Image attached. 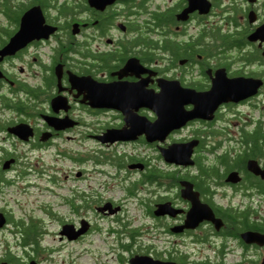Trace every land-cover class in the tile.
Segmentation results:
<instances>
[{
	"label": "flooded vegetation",
	"instance_id": "flooded-vegetation-1",
	"mask_svg": "<svg viewBox=\"0 0 264 264\" xmlns=\"http://www.w3.org/2000/svg\"><path fill=\"white\" fill-rule=\"evenodd\" d=\"M203 1H22L54 29L0 51V262L40 264L44 214L119 264H264V0Z\"/></svg>",
	"mask_w": 264,
	"mask_h": 264
},
{
	"label": "rangeland",
	"instance_id": "rangeland-1",
	"mask_svg": "<svg viewBox=\"0 0 264 264\" xmlns=\"http://www.w3.org/2000/svg\"><path fill=\"white\" fill-rule=\"evenodd\" d=\"M0 23L6 24L7 27L10 26V23L9 21H7L6 16L2 13H0ZM252 114L254 115V117L252 118L259 116L264 120V112H261V110L260 112L255 111ZM221 123L222 122L219 121V124ZM239 128V124L233 125L231 127V129L235 130L234 133H237V129ZM231 133H233V131ZM121 195L123 196V194ZM49 198H52L50 194L43 195L44 201L49 200ZM128 205L130 207L128 208L129 214L133 216V218L135 216L138 217L135 224L141 223L144 220V217L141 216L142 212L140 210H137L132 203L128 202ZM43 217L47 220L46 225L50 227L48 229H51V232L45 235L44 241L47 242V244L51 247L44 249L42 248L40 252V264H119L117 254L121 251L122 248L118 243V232H115V235H109L105 231H101L98 233L94 232L89 236L90 240L86 243L71 245L66 241L60 240L58 234L54 233L56 226L54 224H51L50 217L44 214ZM92 219L94 222H100L101 227L103 228L108 227L110 224V221L104 218H96L95 216H92ZM0 235H2V233H0ZM7 236H9V233H7ZM123 252H125V256L128 255L127 251L124 250Z\"/></svg>",
	"mask_w": 264,
	"mask_h": 264
},
{
	"label": "water",
	"instance_id": "water-1",
	"mask_svg": "<svg viewBox=\"0 0 264 264\" xmlns=\"http://www.w3.org/2000/svg\"><path fill=\"white\" fill-rule=\"evenodd\" d=\"M203 10H208L210 4L207 0L203 1ZM44 13L42 10V7L39 4L32 5L28 9L25 10V12L21 16L20 24L18 29L11 35L9 38V41L6 43V45L0 49L3 53H9L14 52L15 50L19 49L24 43L31 40L34 37H41L42 35H47L50 31H52L54 28H48L44 24ZM47 31H46V30ZM260 31L264 30V25L262 28L259 29ZM258 30V31H259ZM259 31V32H260ZM208 96V97H207ZM204 95L202 101H199V105L205 106V100L209 99L211 100L214 95L211 94V90L209 91L208 95ZM202 103V104H201ZM168 107V106H167ZM199 107V106H198ZM210 110H213L216 106H211ZM200 111V110H199ZM198 109L193 112V114L190 117H194L195 115L200 114ZM171 112V111H170ZM183 121H175L171 120V123H177L180 124ZM121 138H126V136H121ZM177 148V147H176ZM180 151V150H179ZM173 151H170L172 153ZM190 154V151H188V155ZM169 158V157H168ZM171 160V158H169ZM264 175V169L261 171ZM193 212V211H192ZM150 257H147L145 255H134L130 258V264H165L163 262H157L155 260L149 259ZM0 264H7V262H0ZM31 264H34L33 262Z\"/></svg>",
	"mask_w": 264,
	"mask_h": 264
},
{
	"label": "trees",
	"instance_id": "trees-1",
	"mask_svg": "<svg viewBox=\"0 0 264 264\" xmlns=\"http://www.w3.org/2000/svg\"><path fill=\"white\" fill-rule=\"evenodd\" d=\"M23 0H0V13L4 14L7 18L10 19L8 26V31L3 30L8 35L14 32L16 27L18 26L19 17L22 11L24 10V6H22ZM2 23H0L1 25ZM257 139V137H255Z\"/></svg>",
	"mask_w": 264,
	"mask_h": 264
}]
</instances>
